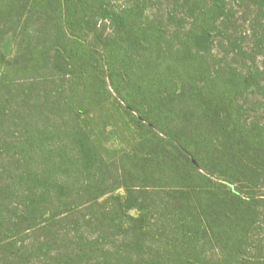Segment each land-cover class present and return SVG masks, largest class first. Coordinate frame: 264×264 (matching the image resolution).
<instances>
[{"label":"trees","instance_id":"16d2710c","mask_svg":"<svg viewBox=\"0 0 264 264\" xmlns=\"http://www.w3.org/2000/svg\"><path fill=\"white\" fill-rule=\"evenodd\" d=\"M0 264H264V0H0Z\"/></svg>","mask_w":264,"mask_h":264},{"label":"rangeland","instance_id":"374dc122","mask_svg":"<svg viewBox=\"0 0 264 264\" xmlns=\"http://www.w3.org/2000/svg\"><path fill=\"white\" fill-rule=\"evenodd\" d=\"M103 135L106 143L111 148L112 154L114 155V152L117 151L119 147V139L116 136L114 128L109 125Z\"/></svg>","mask_w":264,"mask_h":264}]
</instances>
